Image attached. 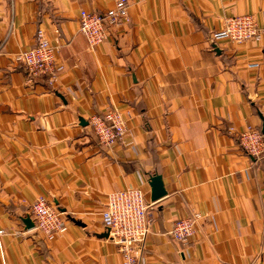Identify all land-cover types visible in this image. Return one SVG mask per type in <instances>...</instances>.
Wrapping results in <instances>:
<instances>
[{
  "label": "crops",
  "instance_id": "crops-1",
  "mask_svg": "<svg viewBox=\"0 0 264 264\" xmlns=\"http://www.w3.org/2000/svg\"><path fill=\"white\" fill-rule=\"evenodd\" d=\"M130 2L128 23L91 51L81 13L115 0H0V264H123L102 213L126 188L150 204L140 264H264V150L240 140L252 127L264 146V0ZM239 15L261 41L212 43ZM39 31L63 67L56 85L16 61ZM110 110L127 121L113 149L90 125ZM154 175L167 191L156 202ZM40 196L67 224L53 241L26 224ZM187 218L195 237L174 240Z\"/></svg>",
  "mask_w": 264,
  "mask_h": 264
},
{
  "label": "built area",
  "instance_id": "built-area-1",
  "mask_svg": "<svg viewBox=\"0 0 264 264\" xmlns=\"http://www.w3.org/2000/svg\"><path fill=\"white\" fill-rule=\"evenodd\" d=\"M130 0H115L114 7L103 12L82 11L80 32L93 51L109 40L112 30L123 28L129 21ZM262 33L253 15H239L226 21L225 27L211 36L212 43L227 40L237 44L261 41ZM16 61L24 66L32 78L47 77L51 85L60 82L63 67L56 61V48L42 31L37 34L36 45L22 52ZM90 125L102 147L113 149L123 142L127 121L118 110H110L90 119ZM259 131L249 127L240 136L245 150L252 157L263 153L264 146ZM150 204L140 188H126L108 196L102 213L103 226L109 238L118 247L123 264H140L137 248L150 233L148 210ZM35 230L49 241L67 231L62 213L46 196H40L31 208ZM199 218L179 219L174 223L171 236L186 242L196 235Z\"/></svg>",
  "mask_w": 264,
  "mask_h": 264
},
{
  "label": "water",
  "instance_id": "water-1",
  "mask_svg": "<svg viewBox=\"0 0 264 264\" xmlns=\"http://www.w3.org/2000/svg\"><path fill=\"white\" fill-rule=\"evenodd\" d=\"M218 51V50H217ZM263 134H264V123H263ZM151 186V200L152 202L159 201L167 195V191L164 186L163 179L160 175H154L150 179ZM26 224L29 228H34V224L30 220H26ZM106 237L109 236V233L105 234Z\"/></svg>",
  "mask_w": 264,
  "mask_h": 264
}]
</instances>
